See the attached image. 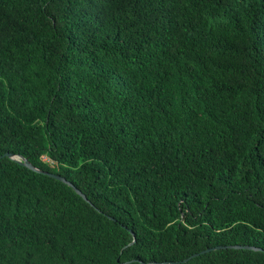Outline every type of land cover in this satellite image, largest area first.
<instances>
[{
	"label": "trees",
	"instance_id": "16d2710c",
	"mask_svg": "<svg viewBox=\"0 0 264 264\" xmlns=\"http://www.w3.org/2000/svg\"><path fill=\"white\" fill-rule=\"evenodd\" d=\"M0 264H264V0H0Z\"/></svg>",
	"mask_w": 264,
	"mask_h": 264
},
{
	"label": "water",
	"instance_id": "95a60500",
	"mask_svg": "<svg viewBox=\"0 0 264 264\" xmlns=\"http://www.w3.org/2000/svg\"><path fill=\"white\" fill-rule=\"evenodd\" d=\"M2 157H7L11 160H14L18 163H20L21 165L27 167L28 169L32 170V171H35V172H38V173H42L44 175H47L53 179H56L58 181H61L62 183L68 185L69 187H71L80 197H82L85 201L88 202V199L86 198V196L78 189L76 188L70 181H68L66 178L58 175V174H55V173H50V172H45V171H41L40 169L34 167L29 161L27 158H24L20 155H13V154H10V153H5ZM221 248H233V249H248V250H259V248H256V247H253V246H239V245H233V246H228V247H225V246H217V247H214V248H209V249H206L204 251H202L200 254H204L206 252H209L211 250H217V249H221ZM199 254H194L192 256H190L189 258L185 259L183 262H187L189 259L193 258V257H196L198 256Z\"/></svg>",
	"mask_w": 264,
	"mask_h": 264
}]
</instances>
